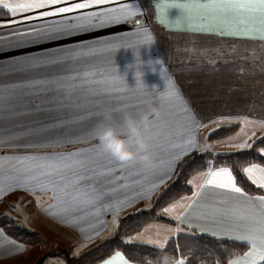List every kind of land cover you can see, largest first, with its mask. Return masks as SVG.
<instances>
[{"label": "crops", "instance_id": "crops-1", "mask_svg": "<svg viewBox=\"0 0 264 264\" xmlns=\"http://www.w3.org/2000/svg\"><path fill=\"white\" fill-rule=\"evenodd\" d=\"M144 1L150 4L151 13L148 14L146 11L147 8L143 0H132L135 5L141 8V11L132 18L131 22L121 21L86 32L61 35L58 39L52 41L24 44L20 47H9L5 41L0 40V164L3 163L5 154L43 153L51 155L80 151L87 158L85 167L90 171L98 172L106 165L104 158L96 156V151H99V149L94 151L90 147V145L94 146L98 142L94 138L90 139L87 135L95 119L81 120L79 118L86 116L90 111H94L97 101H103L111 106H115L114 104H110L107 98L90 95L86 89H78L70 98H65L62 93L44 92L42 89L37 91V89L25 86L22 83L25 80L58 76L70 69L82 70L86 66H95L98 69L105 68L107 74H116V71H119L125 76V80L130 87L135 86V72L140 71L142 73L141 79L149 89L156 85L157 88L163 90L165 76L159 72V67H162L166 75L170 76L178 87L183 100L187 101L189 108L204 125L197 131V139L201 145L208 143L210 147L204 151L197 147L181 156L176 161L168 178L152 193L150 199L147 197L130 199L121 208L118 214L119 222L126 214L150 208L158 192L172 180L176 164L185 156L193 152H209L216 155L242 150L230 148L229 142L214 143V141L226 140L228 136L234 135L240 128L239 123L234 122L231 124L236 126L233 133L223 137H211L210 133L216 129L230 126L220 124L217 127L216 116L248 115L253 119H264V47L256 55L253 51L255 44L234 51V44L238 43L230 42V39L233 38L220 39L214 35L193 34L168 28L156 19L155 6L157 0ZM116 2L128 3L131 0H116ZM180 13L181 10L178 8L168 9V15L172 19L179 16ZM13 18L8 13L6 17H0V20ZM137 20L141 22L142 27L151 32L153 40L136 48L124 47V45H136L135 29ZM22 23L28 22L24 21ZM9 26L14 27L13 25H0V36L7 35L8 30H10L7 29ZM21 26L16 25V27ZM242 41L245 43L254 42L251 40ZM109 43L118 44L121 47L116 48L114 51H100L89 58L70 59L62 65L30 68L26 66L27 61L22 59L33 55L39 56L43 51L51 48H67L80 44L96 47ZM62 54L57 52L54 55ZM137 60L142 61V63L137 64ZM150 60L159 61V65H150L148 63ZM154 66L156 70H153ZM190 66H193L194 73L191 71L192 67ZM193 76H198L197 81L200 82H212L213 89L207 91L206 86L201 85L194 94L190 88L185 90L182 82H186L188 85V82L194 80ZM220 82L230 84L233 82L236 87H230L232 88L230 89L221 85ZM150 91L155 92L154 90ZM136 98L140 99L139 93L136 94ZM173 103L177 106L174 114L170 115L165 122L153 126L154 167L145 170L138 164H131L125 168L123 173L116 170L111 175L99 177L101 185L115 188L117 185L127 183L128 186L120 188L116 195L120 198L131 197L133 192L141 187H146L149 182H153L165 172V162L175 155L174 150L168 146V142L173 137V129L178 123L183 122L181 102L175 101ZM58 122L59 126H57ZM251 131L255 132V136L249 140L250 143H253L257 137H262L261 133H264V128H255ZM13 137H18V139H13ZM238 142L237 139L230 143ZM197 172L187 177L186 183L190 192L181 196H191L193 186L188 183V180ZM64 174L71 178L70 173L66 172ZM114 176L122 178L114 180ZM137 181H140V183H136ZM252 185L258 189L256 185ZM248 194L253 196L264 195V190L259 189V192ZM181 196L174 200H178ZM37 197L40 199L39 203H37ZM215 199L216 194L209 190L206 193L204 202L212 203ZM172 201L157 210V215L164 217L165 220L148 221L139 229L123 235L122 241L127 244H146L139 241L128 242L124 238L141 231H144L145 237L157 238V233H165V226L174 228L177 222L162 212V209ZM52 202L51 192L32 193L20 187L5 191L4 195L0 197V229H3V232L0 233V264H30L36 260L41 261V264H43L45 258L49 256L52 257L57 254L63 257L64 251L62 250H65V253L70 256L76 257L109 236V232L113 228L110 213H106L102 217L106 222L103 231L90 242H87L83 237L91 235V232L82 233L79 229L93 223V217L85 215V213L90 212V209L85 207L72 211V216H85L83 221L74 225L68 222V217L53 215V209L45 208V205ZM15 205H19V211ZM118 224L115 226L116 228ZM149 225L151 227L145 230L146 226ZM181 229V232L170 235L169 240L178 236L194 237L204 234L216 239L231 240L246 245V250L243 253L235 255L230 260L242 257L249 247L247 241L234 237H216L211 233L200 232L195 229L190 231L187 230L186 225H181ZM26 232L37 238V242L29 243L23 239L27 236ZM10 241L23 244L24 251H14L15 245L11 244ZM80 244H83L84 247L77 252L76 250ZM61 247L63 248L61 251L55 250ZM100 261L95 264H100ZM263 262L264 260H260L256 264H262ZM133 264L138 263L133 262Z\"/></svg>", "mask_w": 264, "mask_h": 264}, {"label": "snow or ice", "instance_id": "snow-or-ice-1", "mask_svg": "<svg viewBox=\"0 0 264 264\" xmlns=\"http://www.w3.org/2000/svg\"><path fill=\"white\" fill-rule=\"evenodd\" d=\"M155 7L156 19L168 28L193 34L214 35L220 39L260 41L264 44V0H157ZM173 7L181 10L180 15L174 19L168 15V9ZM0 8L6 9L14 17L0 20V25H22L8 30L6 36H0V40L5 41L9 47L39 44L58 39L61 35L86 32L121 21L131 22L132 18L141 11L132 0L128 3H117L116 0H74V2L73 0H0ZM17 16L19 19H15ZM24 21L36 23L23 25ZM136 26V45H124V47L136 48L153 40L151 32L142 27L139 20L136 21ZM119 47L121 46L111 43L96 47L80 44L67 48H51L43 51L39 56L33 55L22 59L27 61L26 66L30 68L55 66L62 65L70 59L89 58L100 51H114ZM57 52L63 54L54 55ZM136 63L140 64L142 61L137 60ZM148 63L159 65V61L150 60ZM153 70H156L155 66ZM159 72L165 76L163 90L156 85L149 89L141 79L140 71L135 73V86L130 87L125 76L119 71H116V74H107L105 68L98 69L95 66H86L82 70L70 69L58 76L22 82L37 91L42 89L44 92L62 93L65 98H70L78 89H86L92 96L107 98L117 110L121 105L136 106L138 103L136 94H141L145 89L154 90L162 100L180 101L183 122L178 123L173 129V137L168 142L175 155L165 162L166 170L159 178L133 192L131 197H118L117 191L126 188L127 183L108 188L99 183V177L111 175L116 170L123 173L131 164L113 159L97 143L90 147L94 151L99 149L96 151V156L106 160V165L98 172L90 171L85 167L87 158L80 151L51 155L5 154L3 163L0 164V197L5 191H11L16 187L25 188L32 193L51 192L53 202L45 205V208L53 209V215L68 217V222L71 224H78L85 218L84 215L72 216V211L85 207L90 209L85 215L93 217V223L79 229L82 233L91 232V235L83 237L85 241L90 242L103 231L106 222L102 217L106 213L111 214L113 228L109 235H112L116 230L115 226L119 223L118 214L130 199L137 197L150 199L152 193L168 178L181 156L197 147L201 151L210 147L208 143L201 145L197 139V131L204 125L189 108L187 101L183 100L171 77L166 75L162 67H159ZM97 107L98 105L96 109ZM96 109L79 119H96ZM215 120L217 127L220 124L239 123V131L234 135L228 136L226 140L214 141V143L229 142V147L234 149L252 148L253 143L249 140L255 136V132L251 130L264 128V119H253L248 115H218ZM91 128L87 133L90 139L94 138ZM261 136H264V133H261ZM237 139L238 143H230ZM258 152L264 154V147L259 148ZM207 163L206 170L197 172L188 180L193 186L191 196H181L162 209L163 213L177 222L174 228L165 226V233H157V238L145 237L144 231H141L124 239L128 242L139 241L153 245L157 249H164L169 242V236L181 232V225H186L187 230L190 231L195 229L211 233L216 237H234L247 241L248 250L242 257L229 260L228 264H256L257 261L264 260V195H249L239 186L230 167H213L211 160ZM66 172L71 174V178L64 174ZM242 173L258 189L264 190V164L250 163L242 168ZM121 178L113 177L114 180ZM136 183L139 184L140 181ZM209 190L216 194V199L212 203L204 202ZM39 202L40 199L37 197V203ZM15 207L19 211V205ZM149 227L151 226H146L145 230ZM2 232L3 229H0V233ZM10 243L15 245L14 251H24L23 244H17L16 241ZM83 247L84 245L80 244L76 251L79 252ZM100 264H133V261L126 258L122 251L116 250L102 259ZM177 264H186L185 257L177 258Z\"/></svg>", "mask_w": 264, "mask_h": 264}, {"label": "trees", "instance_id": "trees-1", "mask_svg": "<svg viewBox=\"0 0 264 264\" xmlns=\"http://www.w3.org/2000/svg\"><path fill=\"white\" fill-rule=\"evenodd\" d=\"M6 16L5 10L0 8V17ZM235 127V125L220 127L210 133V136H224L232 132ZM261 147H264V136L256 139L250 149L216 155L209 152H193L185 156L176 164L172 180L158 192L150 208L126 214L121 218L112 235L107 236L80 255L72 257L64 252L63 257L66 264H95L114 250L122 251L126 258L138 264H146L147 257H156L161 251L169 252L176 258L184 256L186 264H227L235 255L243 253L246 250V245L199 234L194 237L178 236L169 240L164 249H157L148 244L124 243L122 236L139 229L148 221L165 220L164 217L157 215V210L179 196L189 193L190 189L186 183L187 177L206 169L209 160L212 161L213 167H230L239 186L244 188L247 193L259 192V189L255 188L244 176L242 167L248 163L264 164V155L258 152ZM28 235L31 234L27 233ZM37 264H41V261L38 260Z\"/></svg>", "mask_w": 264, "mask_h": 264}, {"label": "clouds", "instance_id": "clouds-1", "mask_svg": "<svg viewBox=\"0 0 264 264\" xmlns=\"http://www.w3.org/2000/svg\"><path fill=\"white\" fill-rule=\"evenodd\" d=\"M97 105L91 134L103 150L115 160L152 169L153 126L174 114L175 103L162 100L155 92L145 89L134 107L121 105L117 110L103 101H97ZM146 264H177V258L161 251L156 257H147Z\"/></svg>", "mask_w": 264, "mask_h": 264}, {"label": "rangeland", "instance_id": "rangeland-1", "mask_svg": "<svg viewBox=\"0 0 264 264\" xmlns=\"http://www.w3.org/2000/svg\"><path fill=\"white\" fill-rule=\"evenodd\" d=\"M143 3L145 4V7L147 8V12H148V14H150L151 13V11H152V9H151V6H150V4L149 3H147L146 1H144L143 0ZM3 9V8H2ZM3 10H5V9H3ZM5 12L7 13V15H8V12L5 10ZM15 19H19V16H17ZM45 19H48V18H45ZM28 23H33V22H28ZM28 23H22L23 25H26V24H28ZM16 26H14V27H11V26H9L7 29H13V28H15ZM0 30H1V28H0ZM180 36V35H179ZM230 42H234V43H238V44H234V51H239V49H242V48H244V46H249V45H251V44H255L254 45V48H253V51L255 52V55L258 53V52H260L261 51V49L264 47V44H262L260 41H254V42H252V43H245L244 41H242V40H235V39H230ZM190 67H192V69H191V71L194 73L195 71H194V68H193V66H190ZM195 75V74H194ZM194 78V80H192V81H190V82H188V85L186 84V82H182V86L185 88V90H188V88H190V90H191V92L193 91V94L194 93H196L197 92V90L199 89V87H201V85L202 86H206V89H207V91H210V90H212L213 88H212V82H200V81H197L198 80V76H193ZM220 84L221 85H224V87H227V88H230V87H232V88H235L236 86H235V84L232 82V84H230V83H228V82H220ZM248 86H249V84H248ZM232 88H230V89H232ZM246 89H248V88H246ZM249 89H251V88H249ZM231 126V125H230ZM236 129V128H235ZM235 129L233 130V131H235ZM233 131L232 132H230V133H228V134H226V135H224V136H227V135H229V134H231V133H233ZM221 137H223V136H221ZM23 239H25V240H27L29 243H36L37 242V238H35L33 235H28L27 236V238H23ZM38 242H39V240H38ZM38 244V243H37ZM63 248L61 247V248H56L55 250H59V251H61ZM58 251V252H59ZM62 251H64V252H66L65 250H62ZM63 253V252H62ZM64 254V253H63ZM63 256V255H62ZM47 257V256H46ZM64 257H61L60 255H54V256H52V257H47V258H45L46 260L43 262V264H58V262H63V264H65V262H64V259H63ZM30 263V262H29ZM38 263V260H36V261H34V262H31L30 264H37Z\"/></svg>", "mask_w": 264, "mask_h": 264}]
</instances>
